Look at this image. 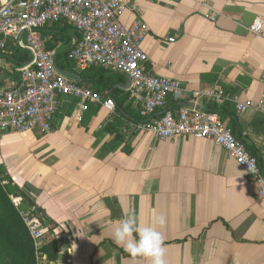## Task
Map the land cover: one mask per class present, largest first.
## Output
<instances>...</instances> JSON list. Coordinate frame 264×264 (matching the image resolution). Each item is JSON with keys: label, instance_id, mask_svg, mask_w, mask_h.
<instances>
[{"label": "crops", "instance_id": "crops-1", "mask_svg": "<svg viewBox=\"0 0 264 264\" xmlns=\"http://www.w3.org/2000/svg\"><path fill=\"white\" fill-rule=\"evenodd\" d=\"M125 1L120 22L139 21L149 29L141 43L147 68L185 90L186 99L172 111L214 85L231 108L261 97L264 0ZM256 18L263 21L258 36L249 31ZM66 31L50 37L47 48L55 51L56 71L73 78L81 71L62 53L79 35L72 27ZM6 55H0V88L10 89L18 75ZM88 83L101 88L97 78ZM125 84L115 87L124 91ZM77 114L76 101L61 96L49 135L0 137L1 151H10L0 160L11 162L16 188L52 225L54 264H149L113 240L117 222L129 213L141 225L165 217L159 230L166 264H264V197L223 149L204 139L158 141L133 133L132 118L101 104L90 105L80 122ZM235 130L264 172V116L247 110L237 115Z\"/></svg>", "mask_w": 264, "mask_h": 264}, {"label": "built area", "instance_id": "built-area-1", "mask_svg": "<svg viewBox=\"0 0 264 264\" xmlns=\"http://www.w3.org/2000/svg\"><path fill=\"white\" fill-rule=\"evenodd\" d=\"M126 9L125 0H0V53L16 47L28 56V62L14 70L18 75L16 84L10 89L0 88V137L6 132L49 135L61 96L76 101L78 122L92 104H101L109 113L114 112L111 98L103 99L95 90L56 71L55 51L47 48L50 36L42 30L65 21L79 35L68 55L78 71L93 67L128 76L127 100L140 117L139 122L131 125L133 133L151 134L158 141L209 140L242 168L247 180L257 186V196L263 198L264 172L258 158L221 121L217 112L205 107L208 103L218 107L227 102L223 90L214 85L192 94L188 105L175 111L165 110L167 101H184L185 90L179 81L154 75L147 68L148 57L141 43L148 26L139 21L122 24L119 17ZM209 19L214 21L212 17ZM262 29L260 18L254 19L249 27L255 36ZM260 81L261 97L255 104L236 102L233 110L237 115L251 109L264 116V75ZM199 102H203L202 107ZM33 212L22 218L35 247L40 248L48 230L40 223L44 221L41 215Z\"/></svg>", "mask_w": 264, "mask_h": 264}, {"label": "trees", "instance_id": "trees-1", "mask_svg": "<svg viewBox=\"0 0 264 264\" xmlns=\"http://www.w3.org/2000/svg\"><path fill=\"white\" fill-rule=\"evenodd\" d=\"M71 26L68 25L65 21H60L56 24L46 26L42 32L48 34L50 37L54 38L59 34H66ZM76 32V31H75ZM77 33V32H76ZM70 49H65L62 53L65 57L69 55ZM7 53H11V59L14 60L12 65L13 69L25 65L28 62L27 54L16 48L8 47ZM2 56H7L6 53H0ZM72 60L68 59V62ZM74 77L70 79L74 80L78 85L87 86L91 89L92 86L88 83L90 80L97 78V84L100 85L99 90H95L99 94H103V98H111L115 104L117 112L129 116L134 120V122H139L140 117L138 113H132V108L129 103L126 106H123V103L127 100L126 91H121V89L116 88L125 82L124 77L121 74L110 73L100 68H88L84 71L74 74ZM106 93V94H104ZM176 102L167 101L165 105V110H171ZM170 108V109H169ZM206 109L209 111H215L218 113L222 122L228 125L236 137L235 124L237 114L230 107L227 102H224L222 105L216 107L213 103H208ZM227 118L229 119L226 122ZM251 154L258 158V155L255 151L249 150ZM46 235L43 238L45 242L41 247V253L46 255V259L55 263L58 258V247L57 241L54 239H49L46 241ZM126 256L125 253L122 252ZM0 264H36L35 263V254L33 250V245L30 238L27 235V232L21 223L19 216L17 215L15 209L11 205L8 197L0 186Z\"/></svg>", "mask_w": 264, "mask_h": 264}, {"label": "clouds", "instance_id": "clouds-1", "mask_svg": "<svg viewBox=\"0 0 264 264\" xmlns=\"http://www.w3.org/2000/svg\"><path fill=\"white\" fill-rule=\"evenodd\" d=\"M165 217L154 216L151 223L141 225L133 213L118 221L113 231V240L124 247L132 257H143L149 264H166L164 236L159 230Z\"/></svg>", "mask_w": 264, "mask_h": 264}, {"label": "rangeland", "instance_id": "rangeland-1", "mask_svg": "<svg viewBox=\"0 0 264 264\" xmlns=\"http://www.w3.org/2000/svg\"><path fill=\"white\" fill-rule=\"evenodd\" d=\"M3 65H6V60L5 59H1ZM63 67V66H62ZM64 68V67H63ZM101 94V93H100ZM101 97H103V94H101ZM113 115H111L112 117ZM116 117V116H114ZM0 146H1V141H0ZM2 149L0 148V154H4L6 153L7 155L9 154V150L8 152L6 151H1ZM11 162H8L5 159H1L0 160V186L2 187L3 191L5 192L6 196L8 197L11 205L13 206V208L15 209L17 215L19 216L21 223L23 224L28 237L30 238L32 245H33V250H34V254H35V263L36 264H54L49 262L46 259V255L41 253L40 249L43 246V244L45 243L42 240V246L40 248H36L34 245L33 240L31 239L28 229L24 223V220L22 218V215H26L29 211L34 210L36 213L40 216L39 213V209L37 208L36 204H33L29 199H26L24 194L21 193L15 186L13 180H12V176L11 174H9L8 169L10 168ZM42 225H44V227L51 229L52 225L50 224V222H48L47 220L41 221L40 222ZM46 235V241H48L49 239H54L56 240V238L51 234V233H47ZM44 235V236H45ZM44 238V237H43ZM57 241V240H56Z\"/></svg>", "mask_w": 264, "mask_h": 264}, {"label": "water", "instance_id": "water-1", "mask_svg": "<svg viewBox=\"0 0 264 264\" xmlns=\"http://www.w3.org/2000/svg\"><path fill=\"white\" fill-rule=\"evenodd\" d=\"M123 77H124V79H126V84L125 85H123L124 86V88H125V90L127 89V87H128V85H129V83H130V81H129V78H128V76L127 75H122ZM182 105H188V104H178V106H182Z\"/></svg>", "mask_w": 264, "mask_h": 264}]
</instances>
